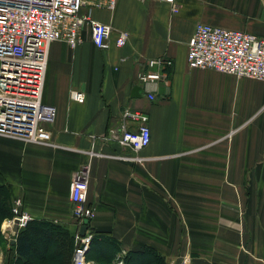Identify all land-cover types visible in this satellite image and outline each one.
<instances>
[{
    "label": "crops",
    "instance_id": "1",
    "mask_svg": "<svg viewBox=\"0 0 264 264\" xmlns=\"http://www.w3.org/2000/svg\"><path fill=\"white\" fill-rule=\"evenodd\" d=\"M177 7L172 13L160 2L115 0L92 10L94 21L111 28L107 49H97L88 32L74 48L63 41L48 46L42 103L55 109L49 144L0 136V187L22 200L29 223L48 221L68 232L49 236L57 255L76 232L71 178L88 164L97 239L91 250L100 255L87 262L124 264L128 253L148 248L169 264L185 256L191 264H231L243 256V238L264 252V80L191 70L186 62L197 23L264 37V0H177ZM121 32L127 39L118 47ZM158 57L171 66L149 86V100L137 74ZM126 109L148 117L150 142L137 154L102 139ZM10 219L0 231L14 242L0 251V264L19 258L15 241L24 230L11 235ZM29 225L24 235L32 242ZM106 246L117 250L109 263ZM35 251L32 263L45 264ZM66 259L73 263L72 250Z\"/></svg>",
    "mask_w": 264,
    "mask_h": 264
},
{
    "label": "built area",
    "instance_id": "2",
    "mask_svg": "<svg viewBox=\"0 0 264 264\" xmlns=\"http://www.w3.org/2000/svg\"><path fill=\"white\" fill-rule=\"evenodd\" d=\"M137 1L167 4L172 13L178 10L177 0ZM114 4L115 0H0V136L49 144L46 126L52 124L55 109L42 103L48 46L63 41L74 48L83 42L84 32H88L97 49H107L111 28L94 21L91 12ZM126 39L127 32H121L115 45L123 46ZM186 62L191 70H212L263 81L264 37L197 23L187 44ZM170 66L171 61L163 57L149 59L147 70L137 74L149 100L153 99L149 86H154L161 79V70ZM71 97L78 103L84 101L82 93L73 92ZM102 139L137 154L150 142L148 117L139 111L123 110L119 126L111 128ZM119 158L129 162L141 160ZM89 180L88 164L73 173L69 184L71 216L76 228L73 264H94L86 260L93 240L90 224L95 218V209L88 201ZM21 207L22 200L14 199L12 217L7 221L9 228L17 222V228L23 229L30 221ZM83 226L85 231L80 235ZM177 264H190V258L185 256Z\"/></svg>",
    "mask_w": 264,
    "mask_h": 264
},
{
    "label": "trees",
    "instance_id": "3",
    "mask_svg": "<svg viewBox=\"0 0 264 264\" xmlns=\"http://www.w3.org/2000/svg\"><path fill=\"white\" fill-rule=\"evenodd\" d=\"M14 199L11 200L9 193L4 189L3 187H0V226L2 222L7 219L11 218L12 212V203ZM29 224L33 225L30 229V236L32 238V242H30L29 239H27L24 235V232L28 230ZM29 225V226H28ZM24 232L18 234L16 238V243H15V254L18 259L13 260L12 258H8V263L7 264H26L18 260L26 259L24 261L27 262V264H38L40 260H38L36 263H32V261L39 259V254L35 251V248L37 251L41 252L44 254L46 258V263L45 264H73L70 263L69 260H67V256L71 253L72 254L74 251V235L70 237V240L67 239V241H62L63 244L61 246L57 247L58 249L62 250L61 254H55L54 253V247L53 243L55 241H51L49 239L50 235H55L57 238L59 236H66L68 232L64 229H61L59 226L52 224L51 222L48 221H43V222H31L27 223L26 227L23 228ZM61 237V238H62ZM72 238V240H71ZM94 240H97L95 237L93 238L89 251L87 253L86 259H94L97 260L99 258V252L91 250L92 244ZM71 241L73 243V248L71 246ZM4 243L5 241L3 240V237L1 235L0 231V251L4 249ZM7 241V245H8ZM108 249L106 250L105 256L109 258L106 262H110L111 259H113V256L117 252V250H112L113 248L111 246H106ZM111 249V253H110ZM136 257L134 258V256ZM9 257V256H8ZM134 258V260H133ZM141 260H146L147 262L143 264H166V261L163 259V257L159 256L155 251L151 249H145L143 253H128L126 257L124 258V264H142ZM23 261V260H22ZM19 262V263H18ZM165 262V263H164Z\"/></svg>",
    "mask_w": 264,
    "mask_h": 264
},
{
    "label": "rangeland",
    "instance_id": "4",
    "mask_svg": "<svg viewBox=\"0 0 264 264\" xmlns=\"http://www.w3.org/2000/svg\"><path fill=\"white\" fill-rule=\"evenodd\" d=\"M243 226L244 227L246 226L245 223H243ZM249 240H250V238H243L242 239L243 250H245L243 252V256H242L243 264H247L249 260H250V264H264V252H261L258 248L256 250H254V247L251 248ZM7 241H9V240L7 239ZM8 245H7V242L4 243V245H3L4 249L2 250L3 252L7 248H9ZM188 258H190V257H188ZM195 258H196V256H195ZM242 258H241V260H242ZM241 260L240 261L239 260L236 261L235 258H234L233 259V263H231V264H235V262L237 264H241L240 263ZM141 261H142V264L147 262L146 260H141ZM251 262H253V263H251ZM191 263H192V261H191ZM193 263H195V260L193 261ZM132 264H134V263H132ZM166 264H169V263L166 262ZM199 264H202V262L199 263Z\"/></svg>",
    "mask_w": 264,
    "mask_h": 264
},
{
    "label": "water",
    "instance_id": "5",
    "mask_svg": "<svg viewBox=\"0 0 264 264\" xmlns=\"http://www.w3.org/2000/svg\"><path fill=\"white\" fill-rule=\"evenodd\" d=\"M16 223H17V222H15V225H14V227H13V231H14V232L17 231V225H16ZM84 231H85V227L83 226V227H81V228L79 229V233H80V235H83V234H84Z\"/></svg>",
    "mask_w": 264,
    "mask_h": 264
}]
</instances>
